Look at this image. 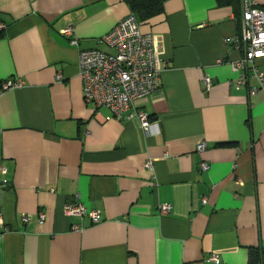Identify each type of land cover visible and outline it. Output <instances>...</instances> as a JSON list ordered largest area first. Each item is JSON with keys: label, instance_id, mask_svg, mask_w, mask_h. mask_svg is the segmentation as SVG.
<instances>
[{"label": "crops", "instance_id": "0c3cea01", "mask_svg": "<svg viewBox=\"0 0 264 264\" xmlns=\"http://www.w3.org/2000/svg\"><path fill=\"white\" fill-rule=\"evenodd\" d=\"M242 1L165 0L141 24L159 86L117 120L85 104L79 55L109 51L98 39L127 3L0 0V81L23 83L0 96V264H247L248 248L264 247V88L230 85ZM68 26L78 45L62 35ZM74 202L101 221L64 216Z\"/></svg>", "mask_w": 264, "mask_h": 264}, {"label": "built area", "instance_id": "2783aa9c", "mask_svg": "<svg viewBox=\"0 0 264 264\" xmlns=\"http://www.w3.org/2000/svg\"><path fill=\"white\" fill-rule=\"evenodd\" d=\"M3 26L0 25V29ZM62 35L70 40L72 45H78V40L72 38L73 28L68 26L61 31ZM109 51L88 49L80 51L79 74L82 81V95L85 104L95 108H107L111 118L120 120L135 103L148 98L159 86V71L156 68L153 47V34L143 32L141 23L132 13L120 20L107 34L98 39ZM236 50L242 55L230 62L232 69L237 73L235 80L230 85L239 88L246 84L248 79H254L257 87L250 90L253 95L259 88H264V71L259 67L258 61L264 58V9L260 8L254 0H243L241 22L238 34L233 38ZM57 79H60L58 76ZM204 92H209L214 81L205 76L202 80ZM23 83L15 78L0 81V96L15 88H20ZM138 119L143 128H148L150 123L147 114L137 112ZM205 143L196 146V150L205 149ZM147 170H152V160L145 164ZM201 170L208 169V164L201 162ZM6 170L0 166V191L8 186V180L3 178ZM171 211L168 204L160 205L161 215ZM66 217H88L92 224L101 221L99 210H88L82 203H66L63 207ZM28 217L24 216L23 221ZM38 220H45L43 212H38ZM4 223L0 211V225ZM82 229L81 225L74 224L73 231ZM209 261L217 263L218 257L212 254Z\"/></svg>", "mask_w": 264, "mask_h": 264}, {"label": "trees", "instance_id": "16d2710c", "mask_svg": "<svg viewBox=\"0 0 264 264\" xmlns=\"http://www.w3.org/2000/svg\"><path fill=\"white\" fill-rule=\"evenodd\" d=\"M130 8V13L134 14L142 24L164 14L165 0H124ZM218 5H230L238 3L240 0H216ZM231 142L219 143L218 146H228ZM264 262V247L248 248L247 264H262Z\"/></svg>", "mask_w": 264, "mask_h": 264}]
</instances>
